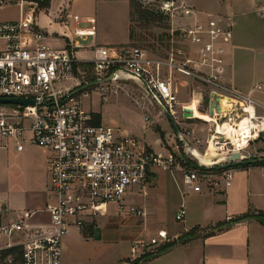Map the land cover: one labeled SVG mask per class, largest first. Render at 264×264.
<instances>
[{
	"label": "built area",
	"instance_id": "2783aa9c",
	"mask_svg": "<svg viewBox=\"0 0 264 264\" xmlns=\"http://www.w3.org/2000/svg\"><path fill=\"white\" fill-rule=\"evenodd\" d=\"M43 2L0 0V8L14 4L20 11L17 21L0 23V99L35 103L34 106L0 105V138L14 141L20 152L30 144L48 154L53 201L43 211L49 217L47 225L32 223L37 212H27L9 223L0 219V256L15 249L20 253L17 264H62L63 243L69 232L82 231L93 220L108 216L110 206L115 207L114 216L127 213L145 217L146 213L133 208L127 199L137 193L145 196L148 187L156 181L155 171H181L187 192L198 195L204 190L231 188L234 168L214 173L210 171L214 167L264 159L244 154L264 130L261 123L264 116L254 120L258 136L248 139L243 148L235 147L218 134L214 143L219 153L225 155L223 161L214 166L197 161L198 169L192 168L188 160L178 164L176 155L167 149L154 150L133 136L102 125L85 108L81 99L83 91L76 89L73 74L78 61L73 50L52 47L50 36L39 28L37 13ZM139 2L144 9L150 8L169 22L171 53L161 60L136 46H95L91 65L97 81L110 77V83L123 78L135 81L145 89L152 103L162 112L167 111L177 124L179 120L185 123L193 119L184 118L185 108L173 86L174 74L204 85L209 89V99L228 98L242 112L244 107L252 106L256 115L258 109L264 110L251 95H244L224 83L225 51L233 40V24L225 22L224 25L220 17L197 11L192 0ZM257 13L264 18V3L258 6ZM73 20L80 22L78 16ZM84 22L91 25L89 29L74 31L75 37L82 41L96 33L94 19ZM62 25L68 29L69 20ZM177 36L183 46L189 47L188 52L176 48L173 39ZM72 47L79 45L74 42ZM164 73L169 79L163 78ZM107 85H99L100 91L107 90ZM255 90L264 91V88L256 86ZM229 114L223 117L215 110L214 119L222 122ZM187 135H178L181 142L185 143ZM222 137L225 142L220 141ZM235 153L240 158L230 161ZM260 169L264 171V166ZM185 216L182 206L176 221H183ZM167 242L168 232L159 230L150 246L161 247ZM137 251L138 244L131 249V259L123 264L137 263ZM12 262L11 257L4 260L7 264Z\"/></svg>",
	"mask_w": 264,
	"mask_h": 264
},
{
	"label": "rangeland",
	"instance_id": "374dc122",
	"mask_svg": "<svg viewBox=\"0 0 264 264\" xmlns=\"http://www.w3.org/2000/svg\"><path fill=\"white\" fill-rule=\"evenodd\" d=\"M125 1L128 2L129 7ZM125 1L52 0L53 3L49 13H51L52 18H58L57 22L62 21V12L69 14L67 19H69V16L73 17L74 15H78L81 19L91 16L96 21V25H94L97 29L96 33L99 37H103L101 40L115 42L114 44H122L127 36L129 26V41L121 46H136L147 51L152 57L161 60L167 59L171 53L169 44L171 42L169 36L171 27L169 22L167 20L161 24L141 22L132 10L129 0ZM137 2L144 7L139 0ZM262 3H264V0H192V4L197 11L220 17L224 25L227 22L226 19L232 18L234 42L239 51L238 53L244 52V56L239 55L237 57V62L232 67L231 80L233 83L228 84L227 82L226 84L239 92L257 85L264 88V65H258L255 60L252 62L253 59L250 56V52L264 51V20L260 19L257 14V8ZM153 9L155 10V8ZM46 10V8L41 7L37 16H44L43 12ZM19 15L20 11L16 5L3 6L0 8V23L17 21ZM90 26L89 24L79 25L80 28ZM92 41L93 38H90L87 42L80 40V43L83 46H88ZM173 43H175L176 48L181 47L186 49L187 52L189 51V47L187 49L185 45L183 46V41L179 36L173 39ZM72 48L70 42L66 49L72 50ZM87 55L91 56V53L88 52ZM256 59L263 60L264 57H256ZM73 75L76 89L83 91L81 99L85 108L97 117L102 125L119 130L123 135L133 136L154 150L167 149L171 151L176 155L178 164L182 160L197 162L198 159L196 160L190 155L193 149L198 153L200 152L202 158L205 157L206 159L212 158L213 160L214 156L221 155L213 147V144L208 148V139L213 136L212 134L216 129L214 123H208L207 120L209 117V89L201 83L178 74H174L172 77L173 86L178 91V101L184 106L186 114L189 113V117L191 112L197 115L194 118L191 117L193 119L191 121L184 123L179 120L180 124L176 123L179 134L187 135L188 132L191 133V135L185 137V143H183L173 131L161 109L152 103L145 89L135 81L123 78L117 83L109 82L107 83L109 85H107V90L101 92L99 85L88 86L96 78L90 64H79L75 67ZM162 76L165 80L169 79L167 73ZM258 97L264 99V93L257 91L253 98L258 99ZM195 99L198 104L193 102ZM229 113L225 121L231 124L238 122L243 115L242 110L235 108V106L231 108ZM257 116L263 117L264 113L258 110ZM262 121L264 126V120ZM261 133H264V130ZM226 148L231 149V146ZM244 154L252 157H264V138L252 142ZM213 163V166L217 165L215 162ZM249 170L250 168L245 167L234 168L233 184L234 186L236 183L241 184V188L232 200L228 194L231 188L228 191L224 188L213 192L204 190L200 196L193 195L189 194L183 186L181 171L177 169L173 171H155L156 181L148 187L146 195L143 196L137 193L127 199V202L133 208L144 211L146 213L145 217L127 213L113 216L114 206L109 207L110 215L105 218L99 217V220L108 221L110 230L120 231L121 234L113 242L98 241L97 254L100 262L123 264L131 259L130 248L138 244L136 256L139 264H197V250L193 246L189 248L180 246L159 260L154 261V259L162 247L164 248L165 245L181 239L188 233L184 232L185 229L193 228L195 224H201L204 227L196 232L200 239L204 237L210 231L208 228L211 225H215L217 220H224L226 208L229 206L230 201V211L239 212L242 209V203L246 204L248 199L247 193L243 192V189L245 188L244 175ZM263 178L264 171L253 169L248 180L251 183L253 179L258 181ZM255 200L264 205L262 203L264 202V196H259ZM181 204L185 206L187 215L183 221L178 222L176 221V214L180 211ZM99 220H96L93 226L98 227L101 224ZM159 230L169 232V242L161 247H152L150 246L151 240L156 237ZM175 236H178V238H175ZM121 238L127 239V242H122L123 239ZM251 259H255L258 264H262L258 252L254 257L251 254Z\"/></svg>",
	"mask_w": 264,
	"mask_h": 264
},
{
	"label": "crops",
	"instance_id": "0c3cea01",
	"mask_svg": "<svg viewBox=\"0 0 264 264\" xmlns=\"http://www.w3.org/2000/svg\"><path fill=\"white\" fill-rule=\"evenodd\" d=\"M52 3L53 2L51 0L50 7L43 12L45 14L44 16L38 15L37 22L39 28L44 33L50 36L51 45L56 49H65L68 45H70V42L71 44L72 43L74 44V42H76L79 45V47L72 48L73 53L75 54L76 59L78 61L76 66H78L79 64L91 65L92 50L93 47L95 46L115 47L126 44L129 41L130 30L128 26L127 34H126L127 36L125 37L122 44L121 43L114 44L115 42H110L108 40H106L107 42L102 41L101 39H103V37H99V35L95 33L94 37H89L84 41L87 42L90 38H93L91 44L88 46H83L81 45L80 40H78L75 37L74 31L75 29L80 28L79 27L80 24L88 25L84 21L91 20L94 18L88 16L84 19H81L78 15H74L73 17L69 16V19H67V16L69 14L62 12L61 13L63 14L62 21L57 22L58 18L56 19L52 18V16L50 15L51 13H49V9L51 8ZM125 3L129 7L128 2L125 1ZM75 16L79 17L80 19L79 23L74 22L73 18ZM258 16L260 15L258 14ZM260 19L264 20V18L261 16ZM65 20H69L70 26L68 29H66L62 25V22ZM226 21H227L226 23H231L234 26L232 18H228V20L226 19ZM89 28L90 27H84L80 29H89ZM84 50H90V51H84ZM88 52L91 53V56L87 55ZM238 52L239 51L237 50V46L234 42V37H233L232 44L230 43V45L226 47V51H225V65H224V77H223L225 84L227 82L228 84L233 83V81L231 80V75L233 73L232 67L235 66L237 62V57L239 55L244 56V52H240V53ZM250 56L251 59H253L252 62H254L255 60L256 61L255 63H257L258 65L260 64L264 65V59L263 60L256 59V57L258 58L264 57V51L250 52ZM255 88L256 87L245 89L243 92L240 93L244 95H251L253 98V95L258 91L255 90ZM235 90L238 91L237 89ZM262 92L264 93V91ZM254 100L264 107V99L258 97V99H254ZM193 102L198 104L196 99ZM258 110L264 113L263 109L262 110L258 109ZM48 157H49L48 154H46L41 149L30 144H26L24 150L20 152L17 150V145L14 141H6L0 138V217L2 219V222L9 223V222L17 221L22 215H24L27 212H37L38 213L37 217H35L32 220L33 224L47 225L49 223L48 215L45 212H43L45 207L53 201V197L50 191ZM211 159L212 158L206 159L204 157L203 163L201 164L204 166H213L214 164L213 162L215 161ZM253 169L258 170L260 168H252V170L250 168V170L247 171L244 175L245 188L243 189V192H246L248 197L246 204L242 203V209L239 212H231L230 211L231 201H230L229 206H227L226 208L227 210L225 212L224 220H217V222H215V225H217L220 222L229 221L235 217H240L242 215L249 213L250 211L264 212V205L259 204L260 201L256 202L255 200L259 196H264V181H263L264 178L259 179L258 181L253 179L250 183L248 178L249 175L252 174ZM233 186L234 184L232 183L231 189L228 193L231 200L233 199V196H235L236 193L241 188V184L236 183L234 188ZM198 195L200 196V194ZM182 206L184 205L181 204V207ZM100 218H105V217H100ZM100 218L93 220L92 223L89 224L82 231L73 229L69 232L67 237L64 239V243H63L62 264H106L107 263L106 261H104L103 263L100 262L99 255L97 254V246H98L97 243L98 241L99 242L103 241L107 243L116 241V238H119L121 234L119 233L120 231L110 230L107 223L108 221L99 220ZM96 220H99V222L101 223L98 227H96V229H100V240H96L95 238L96 229L94 231L93 236H91L90 231L88 230L91 225H94V222ZM215 225L213 224L211 225V227ZM197 226L204 228L201 226V224L194 225V227ZM193 228L185 229L184 232L187 233ZM262 230H264V227L261 224H259L256 220L245 221L235 225L233 228H231L228 231L218 233L214 237L207 239H199L197 241H194L186 245L176 246L171 250H169L164 255L155 258L154 261L159 260L160 258L168 255L169 253H171L180 246H184L187 248L193 246L197 250V255H198V259L196 261L197 264H258L257 260L251 259V254L254 257L256 256L257 252H258V256L261 257L262 259V264H264V231ZM84 233H88V237H85ZM175 238H178V236H175ZM121 241L127 242V239L125 240L123 239ZM251 242H252V247H251ZM3 243L5 244L6 240H4Z\"/></svg>",
	"mask_w": 264,
	"mask_h": 264
},
{
	"label": "trees",
	"instance_id": "16d2710c",
	"mask_svg": "<svg viewBox=\"0 0 264 264\" xmlns=\"http://www.w3.org/2000/svg\"><path fill=\"white\" fill-rule=\"evenodd\" d=\"M129 2H130L132 10L134 11V13L137 15L138 19L141 22H145L147 24H150V23L161 24V23H164L166 21L165 17L161 16L160 14L154 13L153 11H150L148 9H144L137 2V0H129ZM50 3H51V0H44L41 7L47 9L50 7ZM96 81H97V79L95 78V80H93L92 83H94ZM98 122H100V121L98 120ZM261 138L263 139L264 137H259L258 140H261ZM188 162L192 166V168H194V169L199 168L196 161L195 162L194 161L193 162L188 161ZM263 166H264V161L259 163V164L252 165V166H249L246 168H252V167L253 168H261ZM204 170H206V169H204ZM210 171L214 172V173H219V172H222L224 170L218 166V167H214ZM0 219H1V217H0ZM249 220H256L259 224H261L264 227V212H262V211H259V212H253L252 211L251 212L250 211L249 213L242 215L240 217L233 218L229 221L220 222L217 225H215L214 227H209L208 230H210V231L201 239H207V238L214 237L218 233L228 231L231 228H233L235 225L242 223V222H245V221H249ZM95 229H96V227L93 225H91L89 227L88 230L90 231L91 236L94 235ZM200 229H201V227H199V226L194 227L191 231H189L187 234H185V236H183L181 239H177L176 242H173L169 245H165L164 248L162 247V249L156 254V258L161 256V255H164L169 250H171L172 248H174L178 245H186V244H189V243H192L194 241L199 240L200 238L196 235V232H197V230H200ZM84 236L88 237V233H84ZM19 256H20V253H18L17 250L10 249V250H7L1 254L0 262H1V264H7V263H4V260H6L8 257H11L13 259L12 264H17ZM135 264H139V263L137 262Z\"/></svg>",
	"mask_w": 264,
	"mask_h": 264
},
{
	"label": "bare ground",
	"instance_id": "6f19581e",
	"mask_svg": "<svg viewBox=\"0 0 264 264\" xmlns=\"http://www.w3.org/2000/svg\"><path fill=\"white\" fill-rule=\"evenodd\" d=\"M219 101L221 104L219 114H221L222 116L227 115L229 111L231 110V108L234 107V102L228 98L219 97ZM196 116L197 115L195 113L191 112L189 118L191 117L194 118ZM256 117H257L256 111L252 106H247L243 108V115L240 118V120L236 122L235 124H231L228 121L219 122L218 120H215L214 117H211L209 115L207 119L208 123H215L216 134L209 137L208 148L211 144H213V147H215L217 151L219 152V149L216 147L214 143L218 134L223 135L227 139V141H230V143L234 145L235 147H238V148L245 147L247 145L248 139H254L258 136L257 134L258 126H257V123L254 121L255 119H257ZM261 123H263L262 120H261ZM191 154L196 160L198 159L197 161L200 164L201 162L203 163L202 156L196 150L193 149L191 151ZM223 156H224L223 154L221 155L218 154L216 157L215 156L213 157V161H215L216 164H218L221 161H223Z\"/></svg>",
	"mask_w": 264,
	"mask_h": 264
},
{
	"label": "water",
	"instance_id": "95a60500",
	"mask_svg": "<svg viewBox=\"0 0 264 264\" xmlns=\"http://www.w3.org/2000/svg\"><path fill=\"white\" fill-rule=\"evenodd\" d=\"M110 81H111V77L110 78H107V79H103V80L96 81L94 83H91L89 86L94 87V86H98V85H101V84L108 83ZM0 105L34 106L35 103L32 102V101H26V100L0 99ZM215 110H216V113H218V114L220 113V101H219V99H216L215 101L213 99H210V101H209V110H208L209 112H208V114L211 117H214V111ZM163 114L166 117V119L168 120V122L170 123V125H171L173 131L175 132V134L178 136L179 135V130H178V126H177L175 120L172 118V116L167 111H163ZM184 118L185 119H189V120L191 119L186 114V111H185V114H184ZM259 136L260 137H264V133H261ZM220 141L221 142H225L226 139L224 137H222L220 139ZM239 158H240V154L235 153L230 158V161H235V160H237ZM263 161H264V159L244 160V161H239L237 163H232V164H227V165L221 166V169L225 170V169L237 168V167H240V168H244L245 167L246 168V167H249V166H252V165L259 164V163H261ZM95 238H96V240H100V229H96V231H95Z\"/></svg>",
	"mask_w": 264,
	"mask_h": 264
}]
</instances>
